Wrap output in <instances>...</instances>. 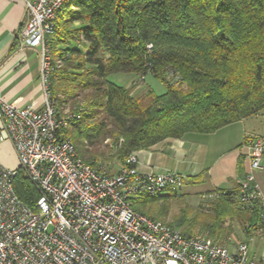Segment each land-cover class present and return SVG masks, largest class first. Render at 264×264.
Masks as SVG:
<instances>
[{
	"label": "trees",
	"instance_id": "trees-1",
	"mask_svg": "<svg viewBox=\"0 0 264 264\" xmlns=\"http://www.w3.org/2000/svg\"><path fill=\"white\" fill-rule=\"evenodd\" d=\"M71 40L84 42L86 51L72 48ZM49 44L50 96L61 110L68 101L75 108L82 93V118L65 134L94 167L264 114V0H67ZM118 73L152 75L165 92L135 96L109 80ZM14 188L35 206L39 195L23 173ZM217 192L209 208L195 209V218L175 216L169 226L223 240L233 221L248 236L264 229L257 210L239 207L238 190ZM159 197L145 194L132 200L133 208L159 220L148 207Z\"/></svg>",
	"mask_w": 264,
	"mask_h": 264
},
{
	"label": "built area",
	"instance_id": "built-area-1",
	"mask_svg": "<svg viewBox=\"0 0 264 264\" xmlns=\"http://www.w3.org/2000/svg\"><path fill=\"white\" fill-rule=\"evenodd\" d=\"M23 1L29 19L19 38L39 51L43 105L8 102L0 89V144L11 143L19 163L9 168L0 162V264H264L251 254L254 234L225 246L186 236L133 208L132 200L145 194L178 195L185 182L180 173L142 172L131 153L111 174L79 155L65 131L82 118V107L62 111L49 93L55 69L49 42L67 0ZM247 148L249 170L237 200L242 209L257 210L262 225L264 191L257 173L264 171V138L249 139ZM20 172L39 195L34 207L15 191ZM218 198L217 191L202 195L203 206Z\"/></svg>",
	"mask_w": 264,
	"mask_h": 264
},
{
	"label": "crops",
	"instance_id": "crops-1",
	"mask_svg": "<svg viewBox=\"0 0 264 264\" xmlns=\"http://www.w3.org/2000/svg\"><path fill=\"white\" fill-rule=\"evenodd\" d=\"M28 19L23 0H0V89L8 102L41 108L39 51L25 46L19 38ZM81 46L87 48L84 42ZM257 137L264 138V114L229 124L213 133H187L180 139H166L136 152V156L142 172L180 173L185 179L183 189L191 188L201 199L202 195L218 190L239 189L249 170L247 142ZM257 179L264 191V171L257 173ZM232 230L241 238L248 237L237 221L232 222ZM256 238L264 241V233ZM215 240L225 243L223 238Z\"/></svg>",
	"mask_w": 264,
	"mask_h": 264
},
{
	"label": "rangeland",
	"instance_id": "rangeland-1",
	"mask_svg": "<svg viewBox=\"0 0 264 264\" xmlns=\"http://www.w3.org/2000/svg\"><path fill=\"white\" fill-rule=\"evenodd\" d=\"M81 43H82L81 41L71 40L70 46L72 48L81 47L83 51H86L87 48L85 46H81ZM109 80L120 86H125L126 88L131 89L132 94L135 96L144 95L145 93H147L148 90H154L158 94H162L165 92V86L159 80L155 79L152 75H148L143 80L142 78L135 76L134 74L118 73V74H112L109 77ZM81 100H82V93H80V99L77 100L78 102H76L75 104L76 109H78L80 107V104H82ZM72 104L73 102L71 101H68L65 104L63 102L60 108L62 111H65V110H70L72 112L77 111L75 108L72 107ZM122 141L123 139L121 138L118 146L122 144ZM105 143H112V142L110 140H106ZM0 162L9 168H16L19 165L17 156L15 154L14 148L11 145V143L5 142V143L0 144ZM120 163L121 161L118 158L108 157V159H106L105 161L98 162L96 166H102L104 170L113 174L117 172V168L118 166H120ZM168 194L170 193H166L165 195H162L161 197H159L158 201L148 204V207L151 210H153L154 214L159 213L160 215H162L160 218H158L159 221H162L168 226L174 225L173 223H174L175 216H186L188 220H191L195 218L196 216L195 209L199 207L203 209L202 206L204 205V202H203L204 200L202 199V197L200 199L198 194H196V192L191 190V188L189 187L186 188L185 190L183 189L180 193H178V195L174 197H168V198L165 197ZM200 200L201 202L199 204L198 202ZM204 209H207V208H204ZM161 211H163V213H166L167 216L166 214L163 215ZM263 233H264V229L263 231H260V232H253L254 239L250 243V251L252 253H255L259 257H264V241L257 239L256 236L262 235ZM196 235H201V234H196ZM227 238L229 239H227V241L225 240V243H223L225 246L236 245L240 241L245 240V236L241 238L237 234H234L233 230L231 233L228 234ZM129 264H132V263H129Z\"/></svg>",
	"mask_w": 264,
	"mask_h": 264
}]
</instances>
